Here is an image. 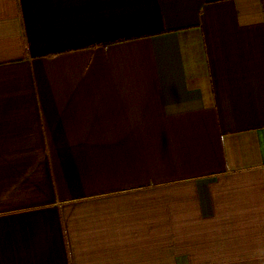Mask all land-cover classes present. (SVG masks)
Wrapping results in <instances>:
<instances>
[{
    "label": "crops",
    "instance_id": "crops-1",
    "mask_svg": "<svg viewBox=\"0 0 264 264\" xmlns=\"http://www.w3.org/2000/svg\"><path fill=\"white\" fill-rule=\"evenodd\" d=\"M0 264H264V0H0Z\"/></svg>",
    "mask_w": 264,
    "mask_h": 264
}]
</instances>
